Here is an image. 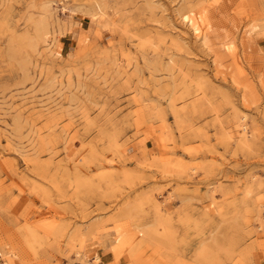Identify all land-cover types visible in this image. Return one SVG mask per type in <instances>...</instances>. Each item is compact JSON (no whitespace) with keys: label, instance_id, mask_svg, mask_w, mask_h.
Here are the masks:
<instances>
[{"label":"rangeland","instance_id":"rangeland-1","mask_svg":"<svg viewBox=\"0 0 264 264\" xmlns=\"http://www.w3.org/2000/svg\"><path fill=\"white\" fill-rule=\"evenodd\" d=\"M263 76L264 0H0V264H264Z\"/></svg>","mask_w":264,"mask_h":264},{"label":"bare ground","instance_id":"bare-ground-1","mask_svg":"<svg viewBox=\"0 0 264 264\" xmlns=\"http://www.w3.org/2000/svg\"><path fill=\"white\" fill-rule=\"evenodd\" d=\"M97 5V4H96ZM211 5V4H210ZM100 6V5H99ZM98 9L101 10V6ZM96 7V6H95ZM97 9V8H96ZM99 13V11H97ZM101 12V11H100ZM97 13V14H98ZM95 15V14H94ZM103 15V14H102ZM101 16V13H100ZM182 18L186 21H184L183 23L186 24V26L190 29V31L194 34V37L200 41H202V45L203 46H207L208 44V38H207V31L209 30V22H208V18H207V11L205 9H201L200 11H198L197 13L193 12V11H187V13L182 15ZM254 27L250 26L249 28L245 29L242 31L243 33V38L244 39H250L251 35L253 33ZM46 34V33H45ZM233 42H224L222 41L221 44V48L223 51L224 55H229L233 52V50L235 49V46L233 45ZM217 63V62H216ZM219 64V63H218ZM221 64V62H220ZM222 66V65H221ZM223 73V72H222ZM225 73V72H224ZM219 75V74H218ZM225 76V74H224ZM226 77V76H225ZM223 78V77H222ZM233 78V77H232ZM223 80H226L225 78H223ZM233 81H235V79L233 78ZM263 86H264V76L261 78V81ZM236 83V82H235ZM245 96V95H244ZM243 96V97H244ZM245 98V97H244ZM244 115V114H243ZM241 119L243 121H245V115L241 116ZM241 129L242 132L246 133L247 131V125L246 124H241ZM96 260H98V257H96ZM1 264H5V261H3Z\"/></svg>","mask_w":264,"mask_h":264}]
</instances>
